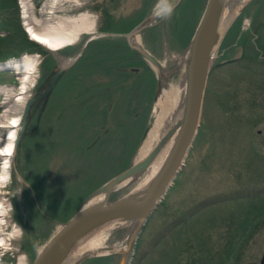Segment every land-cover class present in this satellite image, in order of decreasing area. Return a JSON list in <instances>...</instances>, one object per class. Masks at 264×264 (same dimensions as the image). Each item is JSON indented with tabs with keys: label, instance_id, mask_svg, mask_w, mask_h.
<instances>
[{
	"label": "rangeland",
	"instance_id": "1",
	"mask_svg": "<svg viewBox=\"0 0 264 264\" xmlns=\"http://www.w3.org/2000/svg\"><path fill=\"white\" fill-rule=\"evenodd\" d=\"M16 2L26 31L27 19L33 15L43 19L37 26L40 29L50 23L69 29L85 14L95 21L94 29L81 32L73 44L60 50L49 49L28 34L43 49L21 56L0 52V115L7 104L12 107L0 121L19 118L18 133L41 67L44 63L66 66L42 118L32 130L25 127L16 152L9 158L8 181L0 183L4 207L1 231L6 238L0 246L1 261L32 264L34 253L99 187L140 160L139 150L147 137L146 129L150 130L158 100L155 94L161 76L154 63L146 62L152 69L150 76L145 74L139 85L136 80L132 87L126 78L133 76L130 67L141 65V61L135 58L124 75L121 71L129 61L122 56L123 50L103 54L106 60L97 63V46L91 44L83 63L79 55L88 53L87 48L82 50L89 41L82 40L91 36L96 40L101 35L121 37L152 12V23L166 18L154 16L162 0H32L33 13L30 11L28 18L22 1ZM206 2L178 0L177 11L163 26V48L149 38V51L165 64L167 71L180 65L163 85L159 97L183 85L187 46ZM14 18L13 6L0 8V36L8 35V19L14 22ZM170 25L175 33L173 39L168 33ZM135 38L140 42V34ZM259 44L264 46V0H249L243 12L229 22L217 49L200 127L184 165L163 201L136 233L129 264H225L230 248L242 237L246 240L241 251L227 264L260 261L264 252V213L255 211V207L264 198V55ZM24 56L37 59L30 73L5 69V63ZM110 64L117 70L109 68ZM99 71L111 80L109 88L114 87L112 94L102 89V98L97 96ZM107 77L101 79L106 81ZM121 84L126 90L120 89ZM3 87L9 92H1ZM110 102L115 105L110 107ZM7 133L1 129L2 137ZM1 145L0 142V149ZM5 161L0 156V168ZM139 178L120 188L114 197L131 191ZM255 217L259 219L253 232L246 235V223L244 229L242 224L252 223ZM135 223H125L107 233L98 228L96 231L104 239L102 246L128 244ZM119 258L117 252L90 254L80 264H118Z\"/></svg>",
	"mask_w": 264,
	"mask_h": 264
},
{
	"label": "water",
	"instance_id": "2",
	"mask_svg": "<svg viewBox=\"0 0 264 264\" xmlns=\"http://www.w3.org/2000/svg\"><path fill=\"white\" fill-rule=\"evenodd\" d=\"M227 0H207L203 13L196 26L190 44L186 50L185 59V102L183 120L172 149L158 174L151 180L142 191L133 190L119 197H114L118 187L126 182H132L141 177L150 167L154 159L164 146L159 142L155 148L143 159L134 162L122 172L114 175L96 191V194H104L103 201L87 205L90 197L78 211L60 229L46 241L37 253L32 264H64L73 248H75L86 236L95 232L98 228L113 221L125 223L136 222V229L129 241L130 250L136 233L139 232L148 218L157 209L165 198L173 181L180 172L184 161L192 147V144L200 127L204 98L207 89L210 72L213 68V57L228 31L229 23H222L224 9ZM246 6V5H245ZM245 6L241 9L243 12ZM152 16L144 20L129 36L140 33L148 24ZM94 37H90L89 40ZM86 45V44H85ZM81 56V54L79 55ZM149 60L154 63L160 72V65L153 56L147 54ZM70 63H65L69 65ZM66 66H62L56 73L50 87L46 90L45 102L39 118L45 110L46 104L52 94L55 84L58 82ZM164 71L158 80L155 99L159 98L163 85L168 82L172 72ZM10 69V68H8ZM33 99L29 100L24 113V122L21 133L17 136L15 147H18L22 133L26 127L27 113L30 110ZM149 128L145 131L147 135ZM95 194V195H96ZM94 195V196H95ZM130 251L117 252L120 254L118 264L130 263ZM89 255H84L76 264ZM245 264H264V252L259 262H248Z\"/></svg>",
	"mask_w": 264,
	"mask_h": 264
},
{
	"label": "bare ground",
	"instance_id": "3",
	"mask_svg": "<svg viewBox=\"0 0 264 264\" xmlns=\"http://www.w3.org/2000/svg\"><path fill=\"white\" fill-rule=\"evenodd\" d=\"M22 7L25 13V17L28 18V13L30 11L33 13V3L32 0H21ZM249 2V0H227L224 15L222 18V23H229L233 18H235L241 11V9ZM159 6H162L160 4ZM156 16V14H154ZM27 30L30 37L47 46L49 49L52 50H60L65 48L71 44H73L80 36L81 32L89 31L94 29L95 21L90 19L87 14L79 17L73 24L74 27L72 28H57L52 23L45 29H40L37 26L43 22V19H37L34 15L31 18L27 19ZM126 26V25H125ZM124 26V27H125ZM138 36V33L134 34ZM150 54V53H147ZM216 54L213 57V63L216 59ZM151 55V54H150ZM153 56V55H151ZM154 57V56H153ZM167 58V56L165 55ZM155 58V57H154ZM156 59V58H155ZM160 68L165 70L167 68L164 63H161L157 60ZM37 59L32 56H24L21 59H16L13 61H8L5 63L4 67L15 69L19 72L30 73L31 69L34 68ZM2 67V65H1ZM180 67V65H177ZM158 68V67H157ZM176 68V67H175ZM178 70V69H177ZM164 72V71H163ZM163 72L159 73L164 75ZM160 75V76H161ZM6 87L2 88L1 92H9V89L5 90ZM185 89H186V81L184 80L183 85L181 88H174L170 91H164L161 96L158 98L156 102V106L154 109V117L153 122L151 124L150 130L147 134V137L143 141V144L139 150V158H145L159 142H164V146L162 150L159 152L157 157L154 159L148 170L139 178L137 183L133 186L132 190L142 191L144 190L147 185L151 182V180L158 174L160 169L162 168L163 164L165 163L172 146L175 143L177 138L178 132L180 130V126L183 120V111H184V102H185ZM8 108L5 109L4 113L2 114L5 116L8 111L12 109L11 106L8 104L6 105ZM0 115V118H2ZM12 121L5 122L0 121V142H1V149H0V156L6 160L2 163L0 168V183L3 185L6 184L9 177V158L14 155L17 150L15 147L19 126H20V119L17 117H12ZM1 129L7 130L8 133L5 136H1ZM130 182L126 181L122 183L118 188H122L125 185H128ZM118 189V190H119ZM104 194H96L91 198L87 205L93 204L94 202L103 201ZM4 207L2 202L0 201V231L3 228L2 217ZM125 222L121 221H113L105 224L102 226V232H108L113 228L118 226L124 225ZM103 235V234H102ZM5 236L3 235L2 231L0 232V246L5 241ZM104 239L102 238L101 234L97 231L90 233L86 236L75 248L72 249L68 257L65 259L64 264H76L84 255H103L109 252H123V251H130L129 243L123 246L120 245H113V246H102ZM0 264H4L1 261L0 255Z\"/></svg>",
	"mask_w": 264,
	"mask_h": 264
},
{
	"label": "flooded vegetation",
	"instance_id": "4",
	"mask_svg": "<svg viewBox=\"0 0 264 264\" xmlns=\"http://www.w3.org/2000/svg\"><path fill=\"white\" fill-rule=\"evenodd\" d=\"M177 5L175 7L176 10L174 9V12L177 11ZM148 11L149 10H147V13H148ZM173 14L171 15V17L173 16ZM150 16H153V12L149 13L147 16L143 17V19L140 22L146 20ZM167 20H168V18H166L162 22L159 21V22H153L152 23V21H153V17H152L150 24H148L139 33L140 34V42H138L136 40V38H135L136 36L134 34L129 36L130 32L127 34H120L121 37H117L115 39H111L110 37H105L106 35H104V37L101 35V36H99V38H96V40L93 39V41L89 40L88 38L86 40H82L83 42L85 41V43L87 41H89L88 45H86V47H84V49L82 51L84 52V50L92 42H95V47L97 46L95 53L99 57L97 63H102L104 60H106L105 59L106 57L102 58L103 54L110 53V52L112 53L113 51L114 52L119 51V53H121V51L123 50V57L126 58V60H132L133 61V60H135V58H137L138 61H141V65H138L137 67H133V66L130 67V70H132L136 74H140V73L144 72V65L146 64V62H149V58L147 56V53H150L151 55L153 54L152 52L149 51V49H150L148 47L149 38H150V40L152 39L153 41H155V44H160V47L163 48V46H164V34H165V29H163V26L165 25V23H167ZM169 27L170 28L168 29V33H169L170 38L173 39L175 37V33H174V31H172L171 25ZM156 32L158 33V35ZM102 34L114 35L111 33H102ZM107 46H110V48L109 49L106 48ZM127 48H130L129 49L130 51H128ZM69 49L72 50V48H69ZM87 50H88V53L85 54L84 56L81 55V58H82V56L86 57V58L89 56L88 54L91 51V48H87L86 51ZM154 57L156 58V56H154ZM54 58L58 59V56H56L54 54ZM115 61H116V59H115ZM61 67H62L61 65L58 66V65L53 64V63H49L48 66H46V64L44 63V65L41 67L42 70H41V73L39 74V76L36 78V84L34 87L33 95L29 99V100L33 99L30 110L28 111L27 118H26V126H28L29 129H31L36 124V122H38L39 115L42 111V108H43V105L45 102L44 94H45L46 90L50 87L51 82L55 76V73ZM127 70H128L127 66H124V68L122 69V71H127ZM163 71L166 72L167 70L165 69ZM102 72L99 71L98 76L100 75V77H97V79L100 81V84L98 85V89H97L98 90L97 96H100V98H102V96H101V92H102L101 90L102 89L106 90V92L108 91L107 94H112L111 89H114L113 86H111V89L109 88L111 80L106 76V74H104L105 72H103V73ZM64 74H65V69H64L62 75L60 76L58 82L55 84L54 90H55L56 86L59 84V82L62 79V77L64 76ZM95 75L97 76V72H95ZM101 77H107V80L103 81L101 79ZM126 79H127V82L129 81V83H131L132 77H129ZM104 82L106 83L105 86H104ZM99 89H100V91H99ZM108 100H110V99H108ZM47 104H48V102H47ZM47 104H46V106H47ZM45 109H46V107H45ZM42 115H43V113H42ZM32 123H33V125H32Z\"/></svg>",
	"mask_w": 264,
	"mask_h": 264
},
{
	"label": "trees",
	"instance_id": "5",
	"mask_svg": "<svg viewBox=\"0 0 264 264\" xmlns=\"http://www.w3.org/2000/svg\"><path fill=\"white\" fill-rule=\"evenodd\" d=\"M11 6H13L15 8L16 18H14V22H12L11 19H8L9 20L8 21V24H7L8 25V35L6 37L0 36V52H2L4 54H7V55L21 56L24 52H29V51L33 52V51H37V50L43 49L40 44H38V43H36V42H34L33 40L30 39L27 31L23 27L22 22H21V19H20L19 9L17 7L16 0H0V8L1 9H8ZM193 33H192V35H193ZM91 44L92 45H95V42H92ZM259 47L263 50V55H264V46L261 45V44H259ZM3 48L5 50H3ZM75 48H76V46L75 47H72V50H74ZM90 48L92 49V46ZM129 49L130 48H127L128 51H130ZM71 51H69V52H71ZM49 53H51V52L49 51ZM85 59H86V57H82L81 61H83V63H84ZM128 61L129 62L126 65L127 68L131 64L134 63V61H132V60H128ZM129 63H130V65H128ZM263 63H264V60H263ZM110 66H112V67H109V68L116 69L117 70V66L116 65L113 66L112 64H110ZM151 70L152 69L150 68V66H148L147 64H145L144 65V72H142L140 74H136L135 72H133L132 82L129 83V84L132 87H134L135 86L134 85L135 84V81L137 80V83H138L137 85H139V82L141 81V79L144 78L145 74H147V75L149 74V76H150ZM127 71H121V72L124 73V75H127L126 74ZM131 86H130V88H132ZM124 87L125 86H122V84H121L120 89L126 90ZM91 88L92 87H89L88 86V89L92 90ZM117 88H118V86H117ZM110 103H111L110 104V107H113V105H115V104H113V102H110ZM90 107H91V105L88 106V107H86V110L87 109L89 110ZM51 132L56 133L54 131V129H52ZM255 211H257V212L260 211L261 214L264 213V198H261L258 201V204L255 207ZM258 219H259V217H255L254 219L251 220L253 222L250 223V224H248V222H246V221L249 220V217H248V219H246V221L242 224V228H243L245 226V223H246L245 229L243 228L244 231L246 232V235H249L250 233L253 232V227L256 225V223H257L256 221H258ZM23 224H25V223L23 222ZM25 228L27 229V235H28L29 234V229H28V227H27L26 224H25ZM29 236H30V234H29ZM235 238H234V240H235ZM245 240H246V237H242L241 239L239 238L238 240L235 241L234 247L232 245V247L230 248V251H229V253L227 255L228 259L226 260L225 264H227V262H230V261L233 262V259L235 258L236 254L241 251L242 244H244V241ZM233 241L231 242L232 244H233ZM36 255H37V253L36 254L34 253V258L36 257Z\"/></svg>",
	"mask_w": 264,
	"mask_h": 264
},
{
	"label": "clouds",
	"instance_id": "6",
	"mask_svg": "<svg viewBox=\"0 0 264 264\" xmlns=\"http://www.w3.org/2000/svg\"><path fill=\"white\" fill-rule=\"evenodd\" d=\"M177 3L178 0H162V6H157L156 8V16L160 18H170ZM21 230V235H23V229L21 228Z\"/></svg>",
	"mask_w": 264,
	"mask_h": 264
}]
</instances>
